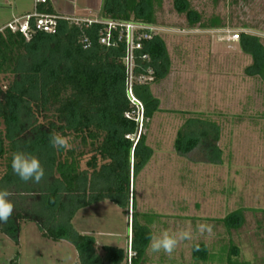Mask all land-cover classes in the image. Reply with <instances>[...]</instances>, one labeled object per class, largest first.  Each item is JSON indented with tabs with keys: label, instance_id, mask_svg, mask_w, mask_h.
<instances>
[{
	"label": "trees",
	"instance_id": "1",
	"mask_svg": "<svg viewBox=\"0 0 264 264\" xmlns=\"http://www.w3.org/2000/svg\"><path fill=\"white\" fill-rule=\"evenodd\" d=\"M173 2L191 26L207 25L189 0ZM155 5L161 6L162 0H102L100 17L151 25L156 23ZM37 10L58 14L50 0L40 3ZM9 23L0 28V188L8 189L20 182L11 168L12 154L17 150L39 158L46 170V182L40 189L42 196L36 210L23 214L14 209L8 223H0V229L9 232L12 224L17 234L19 220L33 222L44 238L74 243L82 264H125L129 259L127 249L103 246L104 254L99 255L95 238L80 234L72 221L81 209L106 200L126 210L131 201L132 208H136L135 197L130 198L131 185L154 155L143 129H148L161 111L160 99L153 95L151 84L164 80L171 69L166 43L153 33L134 52L132 94L142 106L140 122L137 113L141 110L132 102L127 85L125 43L102 45V25L60 20L55 33L35 32L27 38ZM209 23L220 25L218 19ZM85 38L91 42L89 48L84 46ZM239 44L242 52L253 59L246 73L264 82L260 37L241 33ZM141 75L152 80L139 83L136 78ZM52 132L70 136L72 149L50 148L48 136ZM219 138L216 122L190 118L178 131L174 147L183 156L198 149L203 155L200 161L217 164L222 163L223 155ZM243 211L240 208L226 216L225 226L239 228ZM157 217L133 212L131 264H152L146 246ZM236 253L235 247H224L217 255L201 243L194 245L192 257L196 262L226 260L237 264L232 259Z\"/></svg>",
	"mask_w": 264,
	"mask_h": 264
},
{
	"label": "rangeland",
	"instance_id": "2",
	"mask_svg": "<svg viewBox=\"0 0 264 264\" xmlns=\"http://www.w3.org/2000/svg\"><path fill=\"white\" fill-rule=\"evenodd\" d=\"M189 2L206 26H191L173 0L155 5L153 33L165 41L171 69L164 80L151 84L161 111L143 129L154 155L131 185L136 208L131 201L126 210L106 200L78 211L72 224L80 234L95 238L99 255L104 254L103 246H115L131 256L133 212L154 214L158 217L151 225L153 233L190 226L193 239L182 242L170 257L148 253L152 264H230L196 262L194 245L201 243L217 255L224 247H235L232 259L237 264H264V82L246 73L253 59L242 52L239 41L224 39L225 30L248 33L260 37L264 46V0ZM50 3L69 18L101 19L102 0ZM34 9V0H0V28ZM211 19L220 25L210 26ZM137 114L141 122L142 111ZM190 118L218 124L222 163L200 161L203 155L198 149L185 156L175 150L177 133ZM45 182L10 185L15 209L34 212ZM240 208L244 209L241 226L228 229L224 218ZM19 221L17 234L12 224L9 232L0 229V264H82L74 243L46 239L35 223ZM198 223L213 225L214 235L202 236Z\"/></svg>",
	"mask_w": 264,
	"mask_h": 264
},
{
	"label": "built area",
	"instance_id": "3",
	"mask_svg": "<svg viewBox=\"0 0 264 264\" xmlns=\"http://www.w3.org/2000/svg\"><path fill=\"white\" fill-rule=\"evenodd\" d=\"M34 1L35 9L33 12L26 13L20 19L11 21L8 26L13 30H19L28 38L32 33L35 32H44L49 34L55 33L57 31L60 20H72L77 24H84L86 26H90L92 24L102 25L99 31V42L102 45H115L116 41H123L125 43V59L128 66V90L132 98V102L137 103V106L142 111L141 103L137 101L132 94V85L133 80L135 79L133 75L134 52L142 48L144 40L151 39L153 31L157 29L156 25H145L135 22H123L103 19H74L59 14L40 13L37 10V7L40 3H45L46 0ZM224 32L227 33V35L224 36V39L228 42L233 43L240 40L241 33L232 32L230 30H225ZM84 43L85 48H89L91 46V42L87 38L84 39ZM136 79L139 83H145L148 79L151 80L152 77L141 75ZM125 264H131L130 256Z\"/></svg>",
	"mask_w": 264,
	"mask_h": 264
},
{
	"label": "clouds",
	"instance_id": "4",
	"mask_svg": "<svg viewBox=\"0 0 264 264\" xmlns=\"http://www.w3.org/2000/svg\"><path fill=\"white\" fill-rule=\"evenodd\" d=\"M72 138L58 132L49 133L48 145L53 150L61 149L69 151L72 149ZM11 168L13 173L21 182H32L39 184L46 177V170L42 166L39 158L31 152L17 150L12 154ZM12 193L6 188H0V223H8L15 209L14 202L10 199ZM213 225L198 223L197 231L203 236L211 237L214 235ZM146 251L149 254L163 253L172 256L177 247L184 241L193 239L191 227L178 229L176 231L162 230L159 233L150 232ZM199 250V245L196 246Z\"/></svg>",
	"mask_w": 264,
	"mask_h": 264
},
{
	"label": "crops",
	"instance_id": "5",
	"mask_svg": "<svg viewBox=\"0 0 264 264\" xmlns=\"http://www.w3.org/2000/svg\"><path fill=\"white\" fill-rule=\"evenodd\" d=\"M26 14V13H25Z\"/></svg>",
	"mask_w": 264,
	"mask_h": 264
}]
</instances>
